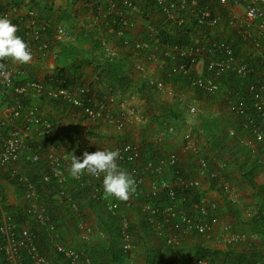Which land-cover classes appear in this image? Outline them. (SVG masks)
Returning a JSON list of instances; mask_svg holds the SVG:
<instances>
[{
  "label": "built area",
  "instance_id": "1",
  "mask_svg": "<svg viewBox=\"0 0 264 264\" xmlns=\"http://www.w3.org/2000/svg\"><path fill=\"white\" fill-rule=\"evenodd\" d=\"M81 5L91 9L93 18L102 23L108 34L118 38L122 47L136 58L158 64L168 78L183 82L207 98L224 95V82L231 84L224 102L235 117L239 132H230V135L240 147L249 149L253 159L264 150V0H87L81 1ZM0 16L7 17L17 26V35L28 44L32 54L48 51L44 37L50 25L40 21L32 10L7 4L0 10ZM159 22L172 28L191 30L189 42L184 45L163 44L157 28ZM220 27L227 33V39L214 37L213 31ZM203 28L209 32H203ZM64 32L62 26L53 30L58 39ZM238 38L243 41L242 47L248 49L246 59L239 55L233 44ZM101 51L100 61L115 62L116 53L106 43L101 44ZM256 57L260 65L254 66ZM144 61L135 65L139 73L146 72ZM0 64L3 65L0 67V173L9 172L10 178L15 180L14 188L24 200L22 210L29 222V225L17 224L4 209L8 198L0 193V252L3 260L5 264H48L36 246V233L43 230L46 246L64 264H95L82 251L59 241L58 227L47 203L40 201L36 184L22 174L17 164L20 160L29 164L43 162L47 173L43 174L42 180L45 183L53 180L52 195L72 215H78L79 198L82 197L72 199L66 192L67 167L71 165L72 155L62 150L64 130L40 115L33 106L26 105L25 101L45 98L65 103L93 122L107 120L105 106L88 95L87 87L63 86L55 80L17 81L7 60H0ZM146 84L157 91L164 89L163 80L150 78ZM185 108L189 116L197 112L194 105ZM114 124L121 130L127 122L121 114ZM163 131L170 137L178 133L173 124H166ZM244 134L252 143L246 141ZM192 139L190 132L183 134V157L176 152L160 153L153 146L149 150L145 145L132 143L113 149L119 151L117 163L120 168L135 180L136 190L124 204L139 209L142 222L172 253L168 255L167 264H246L198 257L192 260L177 255L187 236H197L205 242L219 235L223 245L239 244L246 238L229 226L217 228L220 224L219 207L217 201L202 190L203 184L232 206L238 205V200L227 178L226 164L205 156ZM78 144L83 142L78 141ZM80 148L83 153L94 152L87 146ZM260 161L262 163H258L264 167V161ZM76 180L87 188L88 198L99 202L105 215L112 219L120 235L121 250L129 252L132 248L129 221L121 213L120 200L104 194L102 175L97 177L85 170ZM146 181L148 187L144 189ZM242 216L250 219L253 214L245 211ZM80 226L86 228L84 222ZM94 230L99 236L103 235L100 226Z\"/></svg>",
  "mask_w": 264,
  "mask_h": 264
},
{
  "label": "crops",
  "instance_id": "2",
  "mask_svg": "<svg viewBox=\"0 0 264 264\" xmlns=\"http://www.w3.org/2000/svg\"><path fill=\"white\" fill-rule=\"evenodd\" d=\"M9 1L0 0V3L6 4ZM47 3L51 6V10L46 12L39 9V20L42 19V22H48L52 31L51 34H46L44 37L49 46L48 51L44 54H32V60L27 64H19L10 60L7 62L15 73L17 81L28 79L41 82L55 80L58 83L67 81L74 85L87 87L92 98L103 102L107 120L93 122L78 109L65 103L51 102L45 98H35L25 101L26 105L33 106L40 115L63 128L64 136L61 144L63 146L62 150L66 154L82 158L83 151L80 148L82 146H87L93 151L98 149L113 150L124 143H132L137 146L150 144L160 153L176 152L182 155L183 134L188 131L185 132V130L180 129L179 125L176 124L175 127L178 131L176 136H165L163 133L166 124H173L174 119L180 121V113L181 109H183L181 105L186 103L185 106L194 105L196 107L194 104L196 100H215V102L225 105L224 101L227 99V95L229 96L226 91L231 86L228 82H224L223 84L225 87L224 95L219 94L207 99V97L195 89L188 87L183 82H176L173 78L165 76L162 70L159 69L158 64L148 63L143 58L133 56L131 52L121 46L118 38L108 34L105 29L103 30L102 23L93 18L91 9H86L81 5V0H49ZM23 5L32 7L26 0L23 2ZM33 9L36 10L35 8ZM138 24L140 25V22ZM59 26H62L65 30L61 39H58L57 36L55 37L53 33V30ZM213 33L214 37L219 36L227 39V33L221 27L216 28ZM116 39L118 42H116ZM93 41L99 44L100 50L98 52L93 51ZM102 43H106L109 48L115 51V62L122 65L121 70L124 78L127 79V82L129 81L127 85L126 83L120 85L115 76L101 72L100 68L97 67L99 65V56H102ZM62 46L76 49L78 52L77 62L72 63L62 57ZM241 48L236 47L239 55L245 59L248 58V49L243 48L240 51ZM90 57H92L93 62L87 65V60L91 62ZM143 61L146 63V72L139 73L135 70V65L137 62ZM153 64L157 65L155 73L151 70ZM150 78L156 81L163 80L164 89L157 91L153 87L148 86L146 80ZM207 105H211L209 109L211 111H206L204 119L197 126L198 132H201L206 138L209 135L217 136L219 134L217 130L215 132L209 128L207 129L206 122L211 121L212 116L213 118L217 117V114H212L211 116V113H214L215 110L214 105L211 103H207ZM131 111H133L132 115H130ZM121 114L127 124L123 129L119 130L114 121ZM233 118L235 119L234 116ZM213 121L217 126L216 128L219 129L222 123L217 118ZM231 128L239 132L237 121ZM243 136L248 143H252L249 136L245 134ZM230 138L233 142L232 147L224 146L225 140L223 138L217 139L220 143L219 145L212 142L215 156L211 158L220 160L226 164L227 178L238 200L239 215L235 214V212L238 213L235 206L229 207L224 198L219 193L209 190L208 185L205 183L202 190L207 193L209 192L210 197L217 201L220 214V224L217 228L229 226L232 231L243 233L246 238L239 244L223 245L220 242L219 235H216L215 239L205 242L197 236H187L184 238L183 246L181 247L183 252L180 253V249L177 255L193 260L197 257L195 255L196 250L206 244L208 249L218 251L216 256L226 257L228 262L247 260L250 264H264V224L253 225L251 221L246 223L248 219L245 220L242 217L243 213L247 210L254 214L261 208L264 212V207H262L264 205V189L261 191L262 193L256 194L242 179V175L247 171L254 170V168L257 170L264 168L258 163V161L262 163L260 160L264 161V150H261V153L258 152L257 158L253 159L249 155L248 148L240 147L235 138ZM192 140L196 144L194 138ZM78 141L83 142V144H78ZM200 151L204 153L202 150ZM223 152L231 156L230 160L223 158L221 155ZM182 161L186 162L185 159H182ZM70 167L71 165L67 167L69 183L76 180L69 173ZM22 170L24 171V169ZM237 176L240 183L236 179ZM76 181L79 182L80 180ZM69 183H67V190L82 197L79 198L80 213L77 216H73L72 213L59 204V201L52 194L43 193L42 198L40 197L41 199H45L57 224L59 241L61 243L82 251L95 264H146L145 251L148 250L153 252L159 250L158 252L162 255L166 251L169 255L172 254L169 250L162 248L159 243H153V238L150 237L151 243L148 242L145 238L148 237V228L142 224L139 209L131 211L133 207H127L124 201L120 200L122 203L121 213L127 217L130 227L129 231L131 236H133L131 237L132 248L129 251L131 254L128 255L117 244L119 254L122 255V261L120 263L112 261L110 254L114 251L112 248L114 246L109 243V240L100 239L98 232L94 230L98 226H101V230L103 228L98 219V217L102 218L105 216L100 203L88 198L87 189H81L75 182ZM1 185L5 199L8 198V201L5 200L6 205L9 206L8 210H13L14 212V208L16 207L22 208L24 200L19 192L16 189L14 191V187L7 183H2ZM147 187L148 182L146 181L144 189H147ZM224 203L226 204L225 206ZM83 222L86 228L83 227L81 229L80 225ZM136 248L142 251L140 257V259H143L142 261H138L137 258H131L135 257L136 254L134 252ZM45 256L53 264H64L63 261L59 263L55 260L57 256L53 253L52 249ZM1 262L2 260L0 259V264H2Z\"/></svg>",
  "mask_w": 264,
  "mask_h": 264
},
{
  "label": "trees",
  "instance_id": "3",
  "mask_svg": "<svg viewBox=\"0 0 264 264\" xmlns=\"http://www.w3.org/2000/svg\"><path fill=\"white\" fill-rule=\"evenodd\" d=\"M24 1L25 0H10L5 5H2L0 3V10H3L7 6V4H12V5L16 6V7H22L25 10H32L34 12L35 16L38 19H39V12H40L39 9L44 10L46 12H49L51 10V6L47 3V2H49V0H26L28 2V4H30L32 7H27L26 5H23ZM71 1H78V0H71ZM81 1L82 2H86L87 0H81ZM149 3H150V1H149ZM33 8H35L36 10H34ZM40 20L42 21V19H40ZM102 28H103V26H102ZM157 28L159 30L160 41L163 44L178 43V44L184 45V44H187L189 42V36H190L191 30H188L185 27L184 28H172V27H170V26H168V25H166L164 23L162 24V23L159 22L157 24ZM103 30H104V28H103ZM202 31L205 32V33L209 32V30L206 29V28H203ZM46 32L48 34H51V32H52L51 28L48 27L46 29ZM233 44L237 48L238 47H242L243 41L240 38H238L237 40L234 41ZM93 49H94L93 51H95V52H98L100 50L98 42L93 41ZM61 53H62V57L64 59H68L72 63L73 62L74 63L77 62L78 52L76 51L75 48L62 46L61 47ZM90 58H91V62H90V60H87L86 61L87 65H89V64H91L93 62L92 61V57H90ZM100 59H101V57L99 56V60H98L99 61V65L97 67L100 68L101 72H106V73H109L112 76H115L118 79L120 85H123L125 83L127 85L129 83V81L127 82V79L124 78V74H123V72L121 70L122 69V65L120 63L113 62L112 64H108L105 61H103V62H102V60L100 61ZM254 62H256V63H254V66L255 65H260V60H259L258 57H256ZM68 85L72 86L74 84L71 83V82L64 81L63 86H68ZM88 92H89V90H88ZM88 95L91 97L90 92H89ZM51 102H53V101H51ZM212 142L215 143L216 145L220 144L218 142V140H216V142H214V141H212ZM144 147H146L149 150L153 149L152 145H150V144H145ZM149 150H148V152H150ZM17 166L24 167V168H22V169H24V171L21 169L22 174H24L25 176H28V178L31 181H33V183L36 184V188L38 190V195L40 197L43 195V193L52 194V191H53L52 188L54 187V184L52 182L53 180L51 182H49V183H45L42 180L43 174L47 173L45 165L43 164V162H38L37 164H29V163H26V162L24 163L22 160H20L19 163L17 164ZM242 179L253 190L254 193H256V194L260 193L264 189V168L260 169V170H257L256 168H254V170L247 171L246 173H244L242 175ZM0 182L7 183V184H9L11 186H15L16 185L15 184L16 183L15 180L10 178L9 172L0 173ZM72 182H75L76 184L79 185L80 181L78 182L76 180H73ZM72 182L69 183V180H67L66 181V187H67V183L71 184ZM80 187H81V189H84V190L87 189V188L82 187V186H80ZM2 191H3L2 190V185L0 183V193H3ZM66 192L68 194V197L71 196L72 199H78L81 196V195H78L76 193H71L67 189H66ZM40 201H42L43 203L46 202L45 199H40ZM8 207L9 206L6 205L4 208L6 209V211H7V213L9 215L11 214L13 216V218L16 220L17 224L29 225L27 217L23 214L22 208L16 207V208H14L15 211L13 212V210L12 211L8 210ZM262 207H264V205H262ZM262 210L263 209H261V208L258 209V211H256V214L251 218V220H248L246 223L251 221L253 225H260V224L263 225L264 224V212ZM49 212H50V209H49ZM235 214L239 215V213H236V212H235ZM102 218H103V220L100 221V224H102V227L104 229H105V226H107L111 230H116L115 226L113 224V221H112V219L110 217L105 215ZM142 224H143V226L145 225L144 222H142ZM42 231L36 233L37 239H38L37 242H36V246H37L38 252H40V250H41L40 246H44V247L46 246L45 241H44V237L42 235V233H44V232H42ZM147 235L149 237L155 239L154 235L151 233L150 230L147 231ZM155 240L160 244V246L162 248H164L163 244L161 243L162 241L157 240V239H155ZM158 251L157 252H153L151 250L145 251L146 264H167L168 255H169L167 253V251H166V253H164V255H162ZM217 252L218 251L210 250L207 247H202V248L197 249L195 253H196L198 258H206V259H209V260H222L224 262H227V258L226 257L224 258V257H221V256H216ZM214 255H215V257H214ZM110 257L112 258V261H114V262H119L120 263L122 261V255L119 254V253H115V252L112 251V253L110 254ZM235 262H245L246 264H250V262L247 261V260H236Z\"/></svg>",
  "mask_w": 264,
  "mask_h": 264
},
{
  "label": "clouds",
  "instance_id": "4",
  "mask_svg": "<svg viewBox=\"0 0 264 264\" xmlns=\"http://www.w3.org/2000/svg\"><path fill=\"white\" fill-rule=\"evenodd\" d=\"M17 32L18 29L15 24L7 17L0 16V60L7 59L19 64H27L32 60V52L28 44L17 35ZM0 67H3V65L0 64ZM118 158V150L98 149L91 153L86 151L83 153L82 158L72 155L69 173L74 179H79L85 170L97 177L102 175V189L104 194L121 201H126L136 190L135 180L127 171L120 168L117 163ZM227 204L230 207L231 204ZM235 209H237V205ZM248 220H251V218ZM103 231L104 229L102 228V234ZM0 255L2 262L5 264L1 252Z\"/></svg>",
  "mask_w": 264,
  "mask_h": 264
},
{
  "label": "rangeland",
  "instance_id": "5",
  "mask_svg": "<svg viewBox=\"0 0 264 264\" xmlns=\"http://www.w3.org/2000/svg\"><path fill=\"white\" fill-rule=\"evenodd\" d=\"M139 28V31H140V26L138 27ZM116 42L117 39H116ZM243 49V47L240 49V51ZM249 56V55H248ZM247 56V57H248ZM157 65L156 64H153L152 67H151V70H153L152 72L155 73V69H157L156 67ZM91 71V70H90ZM176 82H180L179 80H175ZM166 87H169V86H166ZM196 98V97H195ZM208 99V98H207ZM207 103H211L212 105H214V113H211V116L212 114H217V117H214L212 116V120L209 121V122H206L207 124V129L209 128L211 131H219V134L216 135H209L206 136L203 135L201 132H198L197 130V126L199 124V122H201L206 114V111L209 110L211 108V105H207ZM186 104V103H185ZM185 104L181 105V107L183 106V109H181V113H180V116H181V119L180 121H177L176 119L173 120V124L176 125L178 124L179 125V128L180 129H183L188 132H191L190 134H192L195 142H196V145L197 147L202 150L204 153H205V156L211 158V157H214L215 156V153L213 150V147H212V141H215L217 139H220V138H223L225 141H224V146H228V147H232V138H234L232 135H230V132H234L235 130L232 127V125L236 124V121L235 119L233 118V116L231 114H229L228 110H226V106L225 105H222L218 102H215V100L213 101H210V100H196V102L194 103L196 105V108H197V112L194 116H189L187 113H186V106ZM211 111V110H209ZM182 114V115H181ZM210 118V117H208ZM218 119L220 123H222L219 127V129H217L216 125L214 124V121L215 119ZM229 128V129H227ZM204 130V129H203ZM205 131V130H204ZM191 136V137H192ZM230 136V137H229ZM226 138V139H225ZM216 142V141H215ZM261 149V148H259ZM261 153V151H259ZM203 153V154H204ZM221 155L223 156V158H227V160H230L231 156L230 155H226L225 152L221 153ZM22 165V164H21ZM17 168L20 170L24 167H20V166H17ZM237 181L240 183V180L238 179V176L236 177ZM2 184V182H0ZM232 186V185H231ZM6 190V189H5ZM14 191H15V188H14ZM209 193V192H208ZM12 195H13V192H12ZM226 201V200H224ZM223 202V201H222ZM226 204L224 203V206ZM5 207V206H4ZM238 208V207H237ZM5 209V208H4ZM138 210L137 207H134L132 208L131 211H135V210ZM238 213H240V208L236 209ZM221 212V211H220ZM98 219L100 221L103 220V218L101 217H98ZM107 223V222H106ZM130 228V227H129ZM104 229V228H103ZM147 229V228H146ZM130 230V229H129ZM115 232H117V230H111L109 229L107 226H105V229L103 231V235L102 236H99L100 239H105V240H109V243L112 244L114 247H112L114 249L113 252L115 253H119L118 251V245L121 246L120 244V238H119V233L117 232L115 234ZM133 237V236H132ZM136 238L138 239V237L136 236ZM149 243H151V239L150 237H145ZM152 241H154L153 243H158L155 239H152ZM118 244V245H117ZM116 246V247H115ZM40 255L43 256V257H46L45 255L47 254V252L51 251V248H48V247H43V246H40ZM47 250V251H46ZM133 250V249H132ZM142 251L139 250V249H135V257H131L132 259L134 258H137L138 261H142L143 259H140L142 253ZM179 252V251H178ZM177 252V253H178ZM183 252V249H181V252ZM125 254H131V252H127ZM133 255V254H132ZM196 255V254H195ZM56 257V256H55ZM195 257V256H194ZM1 259V257H0ZM55 260L57 262L60 263V259L58 257L55 258ZM48 261V260H47ZM2 264H4L3 262H1ZM48 264H53L52 262L48 261ZM61 264V263H60Z\"/></svg>",
  "mask_w": 264,
  "mask_h": 264
}]
</instances>
